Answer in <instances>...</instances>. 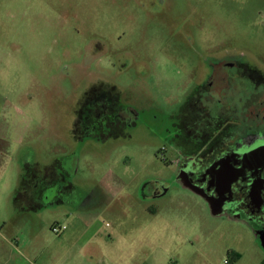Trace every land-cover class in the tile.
I'll return each instance as SVG.
<instances>
[{"label": "rangeland", "instance_id": "374dc122", "mask_svg": "<svg viewBox=\"0 0 264 264\" xmlns=\"http://www.w3.org/2000/svg\"><path fill=\"white\" fill-rule=\"evenodd\" d=\"M223 48L264 56V0H0V264H264L246 229L172 179L152 134L154 106ZM97 78L145 111L129 136H72ZM69 158L66 201L17 205L23 164ZM146 182L166 185L144 197Z\"/></svg>", "mask_w": 264, "mask_h": 264}, {"label": "flooded vegetation", "instance_id": "af4514ba", "mask_svg": "<svg viewBox=\"0 0 264 264\" xmlns=\"http://www.w3.org/2000/svg\"><path fill=\"white\" fill-rule=\"evenodd\" d=\"M208 55L185 69L164 107L154 106L152 134L163 139L160 153L175 171L172 179L194 191L215 216L246 229L264 254V56L234 48ZM100 79L76 103L75 139L129 136L143 118L145 111L131 105L127 93ZM71 161H32V170L23 164L21 179L29 189L21 190L17 205L20 199L29 208L66 201L74 186ZM165 185L146 182L142 195H158Z\"/></svg>", "mask_w": 264, "mask_h": 264}, {"label": "built area", "instance_id": "2783aa9c", "mask_svg": "<svg viewBox=\"0 0 264 264\" xmlns=\"http://www.w3.org/2000/svg\"><path fill=\"white\" fill-rule=\"evenodd\" d=\"M66 229V225L65 224H54L52 226V231L54 233H61L62 231H64Z\"/></svg>", "mask_w": 264, "mask_h": 264}, {"label": "crops", "instance_id": "0c3cea01", "mask_svg": "<svg viewBox=\"0 0 264 264\" xmlns=\"http://www.w3.org/2000/svg\"><path fill=\"white\" fill-rule=\"evenodd\" d=\"M3 185H4L3 186L4 188L1 190V194H6V192H7V184L3 183ZM8 188H10V186H8Z\"/></svg>", "mask_w": 264, "mask_h": 264}, {"label": "trees", "instance_id": "16d2710c", "mask_svg": "<svg viewBox=\"0 0 264 264\" xmlns=\"http://www.w3.org/2000/svg\"><path fill=\"white\" fill-rule=\"evenodd\" d=\"M26 177H28V176H26ZM29 179V178H28ZM20 192H21V190H20ZM20 192H17V194L15 195V201L17 202V199H18V197L20 196Z\"/></svg>", "mask_w": 264, "mask_h": 264}]
</instances>
